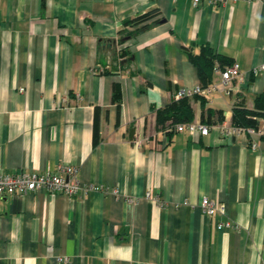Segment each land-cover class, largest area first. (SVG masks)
<instances>
[{
	"label": "crops",
	"instance_id": "1",
	"mask_svg": "<svg viewBox=\"0 0 264 264\" xmlns=\"http://www.w3.org/2000/svg\"><path fill=\"white\" fill-rule=\"evenodd\" d=\"M214 1L0 0V172L64 164L102 188L0 197V264H264V143L218 128L237 108L264 125V76L227 94L215 71L217 90L186 97L208 136L158 125L202 87L188 52L209 45L244 75L264 64V0Z\"/></svg>",
	"mask_w": 264,
	"mask_h": 264
},
{
	"label": "built area",
	"instance_id": "2",
	"mask_svg": "<svg viewBox=\"0 0 264 264\" xmlns=\"http://www.w3.org/2000/svg\"><path fill=\"white\" fill-rule=\"evenodd\" d=\"M178 1V0H173ZM201 0H193V4L197 6ZM234 2L238 0H233ZM215 5L226 6L227 0H215ZM216 72L219 74L221 83L224 87V92L230 94L234 88V82H243L249 79V76H255L261 74L264 76V64L257 68H253L248 74L244 75L241 72L239 64H233L231 66H225L224 68H217ZM214 90H217L216 85L208 86L206 88L196 87L191 90L182 91L176 95V99L180 100L184 97L194 96H209ZM220 133L223 137H241L249 136L250 149L256 151L259 146V142L264 143V125H259L257 128H240L233 126V124L222 123L219 127ZM178 132H187L191 136L195 137L200 134L201 136H208L210 128L198 122L181 124L176 127ZM78 170L75 167L61 164L56 170H48L47 172H20L15 175H8L0 172V197L2 196H25L29 193H35L38 191H47L51 194L61 193L69 198H73L79 195L87 194L90 191H98L102 188L100 186H83L77 177ZM116 193V191H115ZM201 208L203 213L207 217H214L217 211L224 213V207L218 206L217 203L211 201L209 198H204L201 201ZM231 222L219 223L217 225L218 230H224L226 228H232ZM59 263H68L67 258H58Z\"/></svg>",
	"mask_w": 264,
	"mask_h": 264
},
{
	"label": "trees",
	"instance_id": "3",
	"mask_svg": "<svg viewBox=\"0 0 264 264\" xmlns=\"http://www.w3.org/2000/svg\"><path fill=\"white\" fill-rule=\"evenodd\" d=\"M157 10L150 11L137 18L127 20L126 25L138 24L151 19L157 15ZM139 30L133 33H129L127 36L120 40L121 43H126L131 40ZM124 53V52H123ZM121 53L120 55H124ZM188 56L191 62L198 70L199 78L201 80L202 88L210 86L214 72L217 68H224L226 65H230L231 61L224 55L217 53L209 45H203L200 48L198 54L188 52ZM114 101L120 103V93L115 91ZM158 125L161 129L166 128L167 123L171 122L172 126H178L180 123H192L193 111L188 98H181L179 101H174L166 107L157 111ZM212 112L209 111V116ZM222 118V117H221ZM263 120V114L256 111H250L247 109L237 108L233 112L232 124L233 126L240 128H257Z\"/></svg>",
	"mask_w": 264,
	"mask_h": 264
},
{
	"label": "water",
	"instance_id": "4",
	"mask_svg": "<svg viewBox=\"0 0 264 264\" xmlns=\"http://www.w3.org/2000/svg\"><path fill=\"white\" fill-rule=\"evenodd\" d=\"M108 43H111V41L109 40Z\"/></svg>",
	"mask_w": 264,
	"mask_h": 264
}]
</instances>
